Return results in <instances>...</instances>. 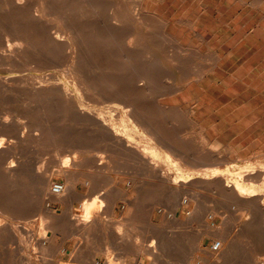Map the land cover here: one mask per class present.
<instances>
[{
    "label": "rangeland",
    "instance_id": "rangeland-1",
    "mask_svg": "<svg viewBox=\"0 0 264 264\" xmlns=\"http://www.w3.org/2000/svg\"><path fill=\"white\" fill-rule=\"evenodd\" d=\"M84 1L91 19L107 22V16L119 7L127 16L131 13L137 17L134 20L137 31L148 33L145 46L149 68L159 72V83L150 86L149 97L158 96L166 108L177 107L168 113V118L158 117L157 110L149 109V118L156 123L158 133L163 134L166 141L177 140L169 142L179 150L171 156L182 161L178 160V168L141 167L133 156L104 151L103 146L108 139L98 137L89 120L72 111L62 114L53 109L55 114L49 123L40 117L42 108L40 105L37 107L38 104H32L34 107L13 105L0 100V111L6 108L11 112L7 126L0 131V139L5 141L0 159L6 156L8 148L11 153L5 164H0V214L2 211L7 213L3 215L7 219L0 231L4 236V240L0 237V251L3 250L0 252V264H264V191L262 196L237 201L224 184L217 185L218 179L215 182L197 177L198 173L210 167L232 175L253 169L254 176L246 178L251 180L249 183L253 182L254 187L264 190L261 186L264 183V0H111L117 7L109 9L105 5L96 8L95 4ZM140 3L142 7H139ZM139 8L149 12V20L144 21L147 27L141 26L136 14ZM98 10L101 13L96 16L93 11ZM110 21L113 22L112 19ZM187 22H195L194 31L204 35L206 42L193 37V29H188ZM197 47L201 52L199 56L186 51ZM178 54L190 57L188 68L202 72L199 80L183 79L184 75L174 59ZM217 56L219 59L215 58ZM166 83L176 85L175 91L164 90L168 87ZM98 103L91 101L88 105L97 110L106 108ZM188 110H192L191 115ZM96 141L100 142V154L91 148H73L74 145L84 146ZM72 149L80 153L76 154L77 159L84 160V163L81 166L71 164L66 169L62 161L73 156ZM100 157L105 160L103 165L94 162ZM206 158L212 160L211 164ZM11 161L15 162L14 177L11 174L5 176L3 172ZM178 170L184 175H193L187 177L190 182L183 184L179 201L184 203L178 209V220L172 222L162 213L169 212L175 204L168 177L171 180ZM162 171L168 173L167 180L162 178ZM44 176L49 177L50 184L47 186L48 195L42 196L39 189L43 187ZM196 180L203 181L197 184L194 183ZM52 183H61L65 193L68 192L67 197L71 189L74 193L63 200L53 199L50 197ZM218 187L226 191L225 194ZM192 194L197 196L192 197ZM254 199H259L257 205L250 204ZM85 201H93L100 206V212L91 216L89 229L79 224ZM103 201H106L105 205ZM101 206L105 207L101 209ZM122 223L125 225L120 226ZM154 238L159 241L156 244L159 249L157 247V252L149 254L148 258V246ZM217 242L221 245L220 252L212 249Z\"/></svg>",
    "mask_w": 264,
    "mask_h": 264
},
{
    "label": "bare ground",
    "instance_id": "bare-ground-1",
    "mask_svg": "<svg viewBox=\"0 0 264 264\" xmlns=\"http://www.w3.org/2000/svg\"><path fill=\"white\" fill-rule=\"evenodd\" d=\"M142 1L143 0H141V2ZM84 2H86V1H84V0H0V100L3 103H8V104L13 103V105L14 104H19V105L21 104V105L31 106L32 104H38L37 107L40 105V107L42 108V110L40 112V117L42 119H44L45 121H49L50 119L52 120V117H53L52 114H55V113H52L53 109H58L59 112H62V114L66 113L67 111H69L71 113V111H72L77 116H79L81 118L88 119L89 121L88 120H86V121L90 122V124L92 125V130L94 129L95 130L94 132H97L98 137L102 138V136H105L108 139V143L105 146H103L104 151L108 150L111 152H117L118 155L122 154V155H128L129 157L133 156L136 159V163L140 164L141 167L147 166L149 168V166H150V167H153L155 169L159 168L160 166H168V167H175V168L180 167L179 163H178V160L180 158L177 160L176 158H172V156H171V155H176L174 152H178L179 150L177 151V149L169 143L170 141H174L176 139L170 140L169 142L166 141V139L163 138V134L161 136L158 133V128L156 127V125H154L156 123L151 121V119L149 118V109L157 110L158 113L157 112L156 113L159 115L158 117L168 118V116L170 115L168 113L170 111H175L177 109V107L166 108L161 104L162 101L160 103L158 96L155 95V96H152V98L149 97L150 86L152 87L153 84L159 83V80H158L159 79V77H158L159 72L151 70L150 68H152V67L149 68V56L146 55V46H145V39H147L145 37L148 33L142 34L141 32L137 31L135 29V26H134V20L137 19V17H135L131 13H129L130 15L127 16L128 14H125L123 11H120L118 9L119 7L113 6L112 5L113 3L111 2V0H88L89 4H91V3L95 4L96 8L97 7L102 8L103 5L108 6V7H106L108 9H109V7H117V9H115V10L112 8L114 11L111 13V15L107 16V18H108L107 22H102V23L97 21L96 19H91L90 14L87 10L88 7L87 8L85 7L87 5H85ZM83 3L85 6L83 5ZM137 5H138V2H137ZM120 6H122V5H120ZM125 7H126V5H125ZM139 7H142L141 3L139 4ZM104 10H100V11H104ZM93 12H95L94 14H96V16H97V14L101 13V12H99V10H98V12L97 11H93ZM104 13H105V11H104ZM137 13H138L139 19L142 23V24L140 23L141 26L147 27L148 25L144 21L146 19H147L146 21L149 20V12L144 8H139L138 10H136V14ZM103 16H105V15L103 14ZM101 17H102V15H101ZM111 19L113 20V22L110 21ZM104 20H105V18H104ZM138 23H139V21H138ZM186 25L188 26V29H189V27L193 29V32L191 33L193 35V37H196V39H198L200 42H206L204 35L197 32L196 30L194 31L195 22H194V24L192 22H187ZM145 29H147V28H145ZM103 31L105 33H103ZM186 51L189 53L192 51L194 56L195 55L199 56L201 54L200 49L198 47L194 48L192 50L188 49ZM215 58L219 59V56H217ZM174 59L177 62L176 64L178 65V67L181 69V73L184 75L183 79L189 80L191 78H195L196 80H199L201 78V76H202L201 71L198 72L197 70H189L190 68H188V66H190V62H189L190 57L188 58V57H185L183 55L180 56L178 54ZM165 73L168 74L167 72H165ZM177 80L179 82V79H177ZM170 82H171V80H170ZM138 83H140V84H138ZM187 83H189V82H187ZM182 84H184V83H182ZM167 86L168 87H165L164 90H166L168 92L175 91L176 85H168L167 84ZM184 86H185V84H184ZM156 92H158V91H156ZM86 100L87 101L89 100L90 102L91 101L92 102L96 101L97 103L100 102L104 106H106V108L105 109H99V110L94 109V107L91 108L88 105V104H90V102L87 103ZM100 103H98V104H100ZM92 104H94V103H92ZM32 106L34 107V105H32ZM28 111L30 112V110H27V112ZM191 111L188 110L190 115H191ZM10 113L11 112L8 111V109H6V108L4 111H0V131H3L2 129H4L7 126V119L9 117ZM13 113H15V112H13ZM157 114H155V115H157ZM23 116H25V114ZM173 117H174V115H173ZM155 118H157V117H155ZM169 118L172 119L171 116ZM188 118H190V117H188ZM16 120H17V118H16ZM153 120H155V119H153ZM180 120H182V119H180ZM14 121H15V119H14ZM174 121H175V119H174ZM171 122H170V124H171ZM49 123H50V121H49ZM163 124H166V123L163 122ZM167 124H168V122H167ZM20 125H19V127H20ZM82 126H84V124H82ZM157 126H158V122H157ZM46 132H47V130H46ZM160 132H162V130ZM167 132H168V130H167ZM83 133H85V130ZM28 134H30V133H28ZM169 134L171 135V132ZM177 134H178V132H177ZM20 135H22V134H20ZM81 135H83V134H81ZM81 137H83V136H81ZM81 137H80V139H81ZM179 137H181V135H179ZM84 138H83V140H84ZM169 138H171V136ZM74 139H76V138L74 137ZM27 140H29V139H27ZM7 141H9V140H7ZM33 141H34V139H33ZM35 141H37L36 138H35ZM39 141L40 140H38V142ZM86 141H88V140H86ZM176 141H174V143ZM193 141H195V140H193ZM4 142L5 141L3 139H0V151H1V148L3 149V147H4L3 146ZM14 142H15V140H14ZM88 142H90V141H88ZM183 142H184V144L186 143L185 141H183ZM67 143H69V142H67ZM99 143L100 142L96 141L95 143H90V144H87L84 146H76L75 147V145H74L73 148L74 149L79 148V147L81 149L82 148H84V149L85 148H91L90 150L94 149L97 152H99L101 150V147L98 146ZM14 145L13 146L11 145L12 146L11 148L14 149ZM46 145H48V144H46ZM54 145H56V144H54ZM56 146H58V145H56ZM177 146H179V145H177ZM9 149L10 148H8L6 150V156L5 157L2 155L3 159H0V164L1 163L5 164L6 163L5 161L7 160V158H9L11 156ZM69 149H71V148H69ZM14 150H16V148ZM182 150L185 151L186 149H182ZM194 150H196V149H194ZM189 151H190V149H189ZM81 152H84V151H81ZM93 152H95V151H93ZM117 153H115V154H117ZM71 154H73L72 157H70V158L66 157L63 161L61 159L62 166L66 169H67V167L69 168V166L71 164L73 166L74 165L76 166L78 164L80 165L81 163H84L83 162L84 160L78 161V159H77L76 154H80V153H77V151H73V149H72ZM99 154H100V152H99ZM199 155H200V153H199ZM189 156H190V154H189ZM78 158H80V157L78 156ZM126 158L127 157H125V159ZM191 158L194 159L193 157H191ZM207 160L211 164L212 160L211 161L209 159H207ZM207 160H206V163H208ZM104 161L105 160H103L102 157L98 158V160H94V162L98 163L97 165H103ZM122 161H124V160H122ZM202 161H204V158ZM133 162L135 163V161H133ZM14 163L15 162H13V161L8 163V165L6 166V169H5L6 171H3L5 176H8L9 174H11V176H12V173L16 170ZM198 163H200V162H198ZM23 164L24 163H22V165ZM250 164H252V163H250ZM16 165H17V163H16ZM206 165H208V164H206ZM135 166H139V165L135 164ZM253 166H254V164H253ZM193 167H195V166H193ZM198 167H201V166H198ZM246 168H250V167H246ZM233 172H235V171H233ZM175 173H176V175L170 180V177H168V173L165 174L164 171L161 172L162 178H164L166 180H167V177L169 178L168 182L170 181V183L172 185L171 190H170V194H171V196L174 197V201H175L173 208L171 210H169V212L165 211L162 214H163V216L164 215L167 216V218L172 222H175L178 220V216H177L178 209H179V207H182V205L184 203L182 200H181L182 203L179 201V199H180L179 197L183 194V184L187 183L189 180L191 181V179L187 178V177H190L191 175H193V174L184 175V173H182L179 170ZM254 173H255V171L253 169H249V170L239 172L235 175H232V174L221 173L217 169H214V167L213 168L210 167V168H205L204 171L202 170V172L198 173L197 177L199 176L200 179H205V180L206 179L207 180H215V182L218 179L217 185L221 186L224 184V186L227 188L226 189L227 192H229V194L233 195L231 197H236L237 198L236 200L239 201L238 199H247V198H252L255 196H260V195L262 196L263 195L262 193L264 190L259 189L258 187H254L253 182L249 183L251 180H249V178H246V176L249 177ZM45 174H47V173H45ZM146 176H149V175H147V173H146ZM253 176L254 175H252V177ZM256 176H258V174ZM12 177H14V176H12ZM42 178H43L42 179L43 180V187L40 188L39 191H40V194L42 196H45V195H48L47 186H48V184H50V182H49L48 176H44ZM143 180L145 181V179H143ZM147 181H149V180L147 179ZM198 182L199 181L194 182V183H197V184L201 183V182H199V183ZM145 183H146V181H145ZM146 185H147V183H146ZM258 185H260V184H258ZM261 186H264V183ZM36 187H38V186H36ZM198 187H200V186H198ZM213 187H214V185H213ZM49 188H48V190H49ZM195 188H196V186H195ZM65 191L66 190L64 189L63 192L61 194H58V195H55L50 191V197L59 201V200H63L64 198H68L71 194L74 193L73 189H71V191H69V195L67 197L66 194L68 192L65 193ZM191 191H193V190H191ZM222 192L224 193L226 191H222ZM193 195L194 194H192V197H193ZM194 196H197V195H194ZM219 196L221 197V195H219ZM231 197H229V198H231ZM98 198H100V197H98ZM229 198H228V200H229ZM260 198H262V197H260ZM101 199H103V198H101ZM5 200H2V201L5 202ZM86 201L84 203H82V209H83L84 214H83V217L81 218L79 224L81 226H83V228L89 229L90 223L92 222L91 216L95 212H98V211L100 212V210H99L100 206H98V205L96 206L95 202H93V201L92 202L91 201L86 202ZM237 201H236V203H237ZM105 202H104V205H105ZM258 202H259V199H254L253 201L251 200L250 204L253 203L254 205H257ZM70 203H72V202H70ZM102 203H101V205H102ZM7 206L8 205H6V208H7ZM9 207L11 208V206H9ZM104 207L105 206H103V207L101 206V209H103ZM168 207H169V205H168ZM235 207H237V206H235ZM245 209H246V207H245ZM259 210L261 211V209H259ZM242 211H244V210H242ZM249 212H248V214H249ZM1 213L2 214H0V231L2 232V230H3L2 228L4 227V224H5L4 222L7 219L3 215H5L7 213L4 211H2ZM128 213H126V215ZM244 213H245V211H244ZM13 215H16V214L13 213ZM95 215H96V213H95ZM97 215H98V213H97ZM93 216H94V214H93ZM95 217H97V216H95ZM248 217H250V216H248ZM125 218H126V216H125ZM252 218H253V216H252ZM95 220H96V218H95ZM252 221H253V219H252ZM252 221H250V222H252ZM10 222H11V220H10ZM116 225L118 226V224H116ZM124 225L125 224L122 223L120 226H124ZM247 225H249V224H247ZM18 226H19V224H18ZM23 226H24V223H23ZM20 228H22V227L20 226ZM7 229H9V228H7ZM91 229H93V228H91ZM98 229H100V228H98ZM106 229H107V227H106ZM20 230H22V229H20ZM119 230H118V232H120ZM262 230H263V228H262ZM15 231H16V229H15ZM86 232H87V230H86ZM1 234H0V237H2ZM3 237H2V239L4 240ZM121 239L123 240L124 238L122 237ZM154 239H152L150 241L149 246L147 245L150 249V253H149V250L147 252L148 258L150 256L149 254H154L157 252V247L159 246V245L156 246L158 240L156 241V239L155 240ZM22 240H23V238H22ZM22 240H19V241H22ZM159 240H160V238H159ZM123 241H125V240H123ZM0 245H1V243H0ZM218 245L219 246H218L217 250L216 251L214 250V252L222 251L221 245L220 244H218ZM18 248H20V246ZM111 249L112 248H110V250ZM141 249L142 248H140V250ZM158 249H159V247H158ZM4 250H5V247H4ZM105 250H106V247H105ZM2 251H0V252H2ZM15 252H17V251L15 250ZM15 252H13V254ZM16 254L17 253H15L14 255H16ZM18 254H20V253H18ZM151 256H153V255H151ZM215 257H216V255H215ZM19 261H20V259H19ZM215 261H217V260H215Z\"/></svg>",
    "mask_w": 264,
    "mask_h": 264
},
{
    "label": "built area",
    "instance_id": "built-area-1",
    "mask_svg": "<svg viewBox=\"0 0 264 264\" xmlns=\"http://www.w3.org/2000/svg\"><path fill=\"white\" fill-rule=\"evenodd\" d=\"M51 192L53 193V194H55V195H58V194H61L62 192H63V190H64V187H63V185L61 184V183H52V185H51ZM218 242L217 243H215L213 246H212V248H213V250H217V248H218Z\"/></svg>",
    "mask_w": 264,
    "mask_h": 264
}]
</instances>
